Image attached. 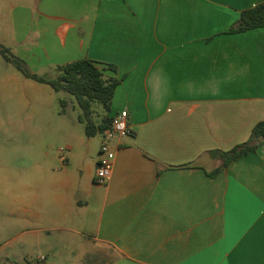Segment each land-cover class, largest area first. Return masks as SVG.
<instances>
[{
  "label": "crops",
  "instance_id": "1",
  "mask_svg": "<svg viewBox=\"0 0 264 264\" xmlns=\"http://www.w3.org/2000/svg\"><path fill=\"white\" fill-rule=\"evenodd\" d=\"M260 3L39 0L23 9L22 44L9 48L29 66L88 58L115 65L104 75L121 79L110 116L126 110L130 134L111 143L112 175L99 184L88 167L56 221L110 249L105 264H264V144L215 175L222 162L209 154L248 143L264 122V28L229 32Z\"/></svg>",
  "mask_w": 264,
  "mask_h": 264
},
{
  "label": "rangeland",
  "instance_id": "2",
  "mask_svg": "<svg viewBox=\"0 0 264 264\" xmlns=\"http://www.w3.org/2000/svg\"><path fill=\"white\" fill-rule=\"evenodd\" d=\"M38 2L0 0L1 45L22 44L15 39V24L23 9ZM33 23L30 19L28 26ZM24 62L39 76H57V66L32 68ZM93 109L98 123L106 112L99 103ZM80 115L73 96L25 77L0 53V264H105L113 255L56 224L65 214L62 197L88 180V167L96 172L101 157L104 136L87 137ZM66 181L70 186L62 188Z\"/></svg>",
  "mask_w": 264,
  "mask_h": 264
},
{
  "label": "trees",
  "instance_id": "3",
  "mask_svg": "<svg viewBox=\"0 0 264 264\" xmlns=\"http://www.w3.org/2000/svg\"><path fill=\"white\" fill-rule=\"evenodd\" d=\"M258 28H264V3L242 11L237 26L231 27L229 32L241 33ZM0 53L25 77L38 83L47 84L55 92L64 91L73 96L81 110L79 121L85 124L87 137L91 138L110 130L113 118V116H110L111 102L121 79L107 78L104 75V71L116 72L117 67L115 65L108 64L107 67H100L93 60L83 58L57 66L56 78L47 79L32 73L22 59L12 55L10 49L1 44ZM8 54H11V56H8ZM94 103L101 104L106 112V116L98 123L93 119L95 114ZM61 105L64 106V102H61ZM260 144H264V122L254 127L248 143L239 145L228 152L212 151L209 153L212 157L219 158L222 162L221 167L213 175L226 168L239 157L255 151Z\"/></svg>",
  "mask_w": 264,
  "mask_h": 264
},
{
  "label": "built area",
  "instance_id": "4",
  "mask_svg": "<svg viewBox=\"0 0 264 264\" xmlns=\"http://www.w3.org/2000/svg\"><path fill=\"white\" fill-rule=\"evenodd\" d=\"M130 134L128 125V112L126 110L118 111L112 118L111 128L103 134L104 141L100 147V159L96 167L95 181L104 184L112 175L115 150L111 146V141L116 138H124ZM43 261L44 257H40Z\"/></svg>",
  "mask_w": 264,
  "mask_h": 264
}]
</instances>
